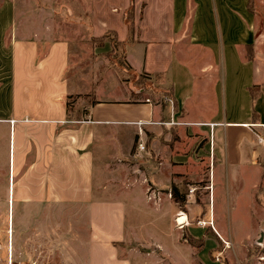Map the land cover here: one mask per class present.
I'll return each instance as SVG.
<instances>
[{"label":"crops","instance_id":"crops-1","mask_svg":"<svg viewBox=\"0 0 264 264\" xmlns=\"http://www.w3.org/2000/svg\"><path fill=\"white\" fill-rule=\"evenodd\" d=\"M261 232L264 0H0V264H225Z\"/></svg>","mask_w":264,"mask_h":264},{"label":"rangeland","instance_id":"rangeland-1","mask_svg":"<svg viewBox=\"0 0 264 264\" xmlns=\"http://www.w3.org/2000/svg\"><path fill=\"white\" fill-rule=\"evenodd\" d=\"M253 6H254V4L252 2V7ZM258 13L261 14L262 12L259 10ZM111 45H113V42H111ZM107 55H108V59L112 63L114 62L115 65L120 66L117 63V61L119 60L117 58L120 55L118 51L112 52L111 54L109 52H107ZM124 71H125V76L126 75L130 76L132 81H133V83H135L138 86H141V85L144 86L145 85L146 79H145L144 75L136 74L133 71H129V70H124ZM156 83H158V81ZM211 169H212V177L211 178L213 179V162H212V165H211ZM214 170H215V176H214L215 188L213 190L214 191V195H215L214 206H215L216 214H220L219 212L222 211L223 208H225V206H224L225 205V202H224L225 198H227L226 201H228V204L231 202V204L234 205V203L235 204L237 203V196L235 197V191L232 194L231 193L232 191L229 188L230 196L226 197V185H227V182H225L223 175L220 173L219 166H218L217 162L215 163ZM206 175L208 177V172L206 173ZM205 182L206 181H203V183H205ZM229 185H230V183H229ZM151 187L153 189H155L154 186H151ZM185 188L189 189L188 186H185ZM213 191H212V194H213ZM227 191H228V189H227ZM246 191H247V189H245V192H243L245 197L243 199H239V201L237 203V205H238L237 208L238 209L237 210H233L235 208L234 207L230 212H228V214L230 216H232V215L233 216H236V215L239 216L242 213V215L244 217V221H245V226L247 227V226H250L251 223H252L251 213H252V215L255 214L256 207L254 205H252V203L251 204L245 203V205H244V201L243 200H246V196H247ZM146 196H147V194H146ZM169 197H171V196H169ZM203 201L206 202V207H207V202H208L207 191L205 192V194H203ZM148 202H149L150 205L154 204L153 200H149ZM212 205H213V202H212ZM174 226H175L176 230L179 231L181 240L184 239V236L186 235L185 231H183L182 229H179L175 225V223H174ZM244 230H246V228L239 229V233L244 231ZM204 241H205L204 245H205V248H206L205 250H207L208 248H210L209 244H210L211 239L208 241V238H205ZM220 242H221V239L219 240L217 248L212 251V256H213V258H216L217 256H221L222 253H219V252H222V251H217V250H219V249L221 250L224 247L229 248V250H230L229 258H228V255H225V254H223L221 257H219L220 260H222L225 264H263L264 263V250L261 249L260 247H258L257 244H254V243L245 244V245L241 246V248H242L241 252L237 253L236 251L231 249L230 245L227 246L224 241H222L221 243ZM219 244H221V245H219ZM52 250L53 251H52L51 255H46L44 257V253L42 252L41 256H40V253H38L36 255L37 256L36 259L33 260V261H30V260H22V261H19V262L14 261L13 264H64V261H63V251L64 250L61 252L60 246H58L57 248L53 247ZM236 255L239 258L241 263L240 262L239 263L235 262V260L237 259ZM212 264H221V263L213 262Z\"/></svg>","mask_w":264,"mask_h":264},{"label":"built area","instance_id":"built-area-1","mask_svg":"<svg viewBox=\"0 0 264 264\" xmlns=\"http://www.w3.org/2000/svg\"><path fill=\"white\" fill-rule=\"evenodd\" d=\"M145 100H146V102H150L148 98H146ZM167 101H168L170 104H172V100H171V99H167ZM12 122H13V120H12ZM170 123H173V121H170ZM138 148H139V149H144V145L141 144V143H139V144H138ZM193 191H194V188H189V193H192ZM167 194H168L169 196H171V193L168 192ZM147 198H148L149 200H151V199H153V200L158 199V198H159V192L156 191V190L153 189V188L148 187V188H147ZM179 217H180V214H178V215L175 217V225H176L178 228L181 229V228L183 227V225H184L185 222L182 223V224H180V223H179ZM206 223H208V224L212 227V221H211V219L208 220V221H204L203 219H198V220H196V224L199 225V226H205ZM225 243H226V242H225ZM226 245L228 246V243H226ZM258 246H260V247L264 250V241H263L260 245H258Z\"/></svg>","mask_w":264,"mask_h":264},{"label":"trees","instance_id":"trees-1","mask_svg":"<svg viewBox=\"0 0 264 264\" xmlns=\"http://www.w3.org/2000/svg\"><path fill=\"white\" fill-rule=\"evenodd\" d=\"M126 24H127V27H128V29H129V31H131L132 30V26H133V23H132V21L127 17L126 18ZM110 54L112 53V52H115V51H113L112 49L111 50H109L108 51ZM248 57H250V55L248 56ZM117 59H119L118 61H117V63L121 66V67H123L125 70H129L130 69V67L126 64V62L124 61V56H123V53L122 54H120L119 55V57L117 58ZM188 241L190 242V240L188 239Z\"/></svg>","mask_w":264,"mask_h":264},{"label":"water","instance_id":"water-1","mask_svg":"<svg viewBox=\"0 0 264 264\" xmlns=\"http://www.w3.org/2000/svg\"><path fill=\"white\" fill-rule=\"evenodd\" d=\"M263 232L260 233V236L258 237V239L256 240V244L260 245L263 242Z\"/></svg>","mask_w":264,"mask_h":264},{"label":"bare ground","instance_id":"bare-ground-1","mask_svg":"<svg viewBox=\"0 0 264 264\" xmlns=\"http://www.w3.org/2000/svg\"><path fill=\"white\" fill-rule=\"evenodd\" d=\"M186 221V216L184 215V216H181L180 215V217H179V223L180 224H182V223H184Z\"/></svg>","mask_w":264,"mask_h":264}]
</instances>
